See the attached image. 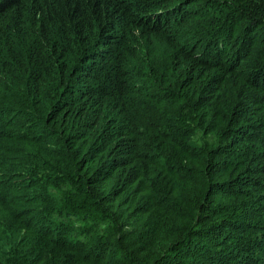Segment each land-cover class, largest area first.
<instances>
[{
    "label": "trees",
    "instance_id": "16d2710c",
    "mask_svg": "<svg viewBox=\"0 0 264 264\" xmlns=\"http://www.w3.org/2000/svg\"><path fill=\"white\" fill-rule=\"evenodd\" d=\"M0 264H264V0H0Z\"/></svg>",
    "mask_w": 264,
    "mask_h": 264
}]
</instances>
